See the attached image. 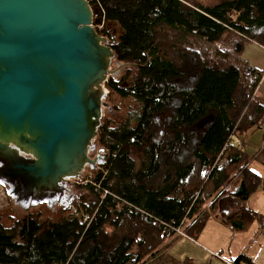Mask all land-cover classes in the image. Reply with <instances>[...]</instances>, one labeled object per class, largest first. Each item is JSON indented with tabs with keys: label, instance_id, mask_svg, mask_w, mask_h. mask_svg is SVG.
Listing matches in <instances>:
<instances>
[{
	"label": "trees",
	"instance_id": "obj_1",
	"mask_svg": "<svg viewBox=\"0 0 264 264\" xmlns=\"http://www.w3.org/2000/svg\"><path fill=\"white\" fill-rule=\"evenodd\" d=\"M96 1V31L114 53L104 86L133 98L139 113L100 125L95 139L107 154L92 182L76 187L73 212L0 219V264H157L197 207L264 192L247 155L233 161L226 148L235 139L243 147L264 122L255 99L263 71L242 58L246 43L264 49V0ZM257 159L264 166V143ZM209 206L195 234H181L197 237Z\"/></svg>",
	"mask_w": 264,
	"mask_h": 264
},
{
	"label": "water",
	"instance_id": "obj_2",
	"mask_svg": "<svg viewBox=\"0 0 264 264\" xmlns=\"http://www.w3.org/2000/svg\"><path fill=\"white\" fill-rule=\"evenodd\" d=\"M96 14L86 0H0V173L18 177L8 193L22 205L101 162L88 153L114 53Z\"/></svg>",
	"mask_w": 264,
	"mask_h": 264
},
{
	"label": "rangeland",
	"instance_id": "obj_3",
	"mask_svg": "<svg viewBox=\"0 0 264 264\" xmlns=\"http://www.w3.org/2000/svg\"><path fill=\"white\" fill-rule=\"evenodd\" d=\"M217 1L218 0H204L207 5L216 4ZM102 28L99 30H102ZM261 53H263V51L257 45L246 43L242 50V58L249 59L251 64H257ZM112 64L113 63L111 62L110 70L114 69ZM259 69H264V67L262 66ZM103 88H105V86H103ZM105 91L104 102L107 104V107L102 111V117L100 120L101 125L108 120L111 122L110 126L116 128L118 124L124 122L126 119H132L135 114L139 113V104L133 98L119 97L115 93L109 92L106 88ZM132 121L130 124L133 125ZM232 144V141L227 144L226 148L228 151L234 149ZM92 145L95 149L101 150L96 139H94ZM260 146L261 142L257 140V136L251 137L248 146L250 155H256L252 149L257 150ZM102 154H107V151H102ZM92 156H95V153H93ZM98 166L99 165L96 164V167H86L78 179L70 180V185H68L69 193L66 195V199L60 203L56 202L48 204V202H46L22 205L16 202L15 197H7V189L0 182V219L2 224L4 226H9L13 221H20L26 216H37L41 221L56 220L70 211L73 212L77 205L76 187L86 184L87 180H91L92 182L94 175L98 172ZM249 168L259 175H262L264 170L260 161L256 162V158L250 160ZM255 192L256 193L254 194H264L261 188H258ZM212 220L213 219L207 221L206 226L197 238L186 237L183 235L184 237L177 236L172 239L170 245L165 249V253L162 252L159 259H157V264H207L205 258H203V251H205V249L202 247H206V250H215V247H224L227 240L226 232H228L222 225H217L216 222ZM198 250L201 251L200 255L198 254ZM220 255L223 258L227 257L226 255ZM210 260H213L212 264L222 263V261L216 257H212Z\"/></svg>",
	"mask_w": 264,
	"mask_h": 264
},
{
	"label": "crops",
	"instance_id": "obj_4",
	"mask_svg": "<svg viewBox=\"0 0 264 264\" xmlns=\"http://www.w3.org/2000/svg\"><path fill=\"white\" fill-rule=\"evenodd\" d=\"M259 48L263 53L260 54L257 64H251L249 59H245L250 65L257 69L262 66L264 67V49L261 47ZM259 70L263 71V77L256 89L255 99L259 104L264 105V69ZM253 136H257V140L261 142L259 149H252L256 154L254 156L250 155L248 150L249 139ZM263 143L264 122L262 123L261 129L255 130L245 136V144L243 147L238 144L236 139L233 141L235 148L229 151V158L236 161L238 157L240 158L241 153H243V155L246 154L249 159L247 164L249 167V162L252 158H256V162H259L257 155ZM263 175L264 170L262 175L259 176ZM228 189H232V185H230ZM254 193L256 192L249 194L245 200H242L237 194L234 195L232 193L218 194L212 199V201H215V207L213 213L205 221L204 227L208 220L213 219L212 221H215L217 225H222L228 232H226L227 240L224 247H215V250H206V247H202L205 249V251H203V258H205L207 264H212L213 260L210 259L216 256L220 257L216 258L222 261L221 264H264V196H262L264 194ZM179 198L178 196L177 199ZM211 202L204 203L197 207L192 213L191 218L187 219L180 229L178 228L176 230H178L179 233L193 232L196 225V217H198L204 209L210 210L209 205ZM204 227L199 231V234ZM180 237L184 236L180 235ZM193 237H195V235H193ZM198 254L200 255L201 251L198 250ZM220 254L226 255L227 257L223 258ZM241 257H244L245 260H241Z\"/></svg>",
	"mask_w": 264,
	"mask_h": 264
},
{
	"label": "flooded vegetation",
	"instance_id": "obj_5",
	"mask_svg": "<svg viewBox=\"0 0 264 264\" xmlns=\"http://www.w3.org/2000/svg\"><path fill=\"white\" fill-rule=\"evenodd\" d=\"M104 98L105 96L103 97L102 99V103H104L105 107H107V104L104 102ZM102 109V111H103ZM1 151V150H0ZM92 152V153H91ZM93 153H95V156H92ZM92 154V155H91ZM88 156L93 160L96 156H100L99 160L98 161H102L104 159V155L102 154V150H99V149H95L93 148L89 153H88ZM3 158L0 157V169L3 167ZM96 164H94L93 166H95ZM92 166V167H93ZM0 181L1 183L6 187L7 191L8 190H15L17 188V181H18V177H14L12 179L10 178H6V177H3V175L0 173ZM68 185H70V181H64L62 183V188H63V192L60 193L59 195H55L53 198H51L49 201H48V204H52V203H56V202H62L63 200L66 199V195H68ZM41 203V202H40ZM42 203H46V202H42Z\"/></svg>",
	"mask_w": 264,
	"mask_h": 264
},
{
	"label": "built area",
	"instance_id": "obj_6",
	"mask_svg": "<svg viewBox=\"0 0 264 264\" xmlns=\"http://www.w3.org/2000/svg\"><path fill=\"white\" fill-rule=\"evenodd\" d=\"M92 7H94L96 10H97V14L95 15V16H93V20H95V19H97V18H101V21H100V24H98V25H92L94 28H95V30H99V29H101L102 27H103V23H104V21H103V16H102V8H101V6H100V4L98 3V1H96V0H86ZM90 2H92V4L90 3ZM103 86H104V84H103ZM104 90H105V88H104ZM221 162L220 161H217L216 162V164H218V166H219V164H220ZM91 181V180H90ZM89 180H87L86 181V183H89L90 182ZM105 194H107V192L105 191L104 192ZM85 219H87V218H85ZM84 219V220H85ZM177 232H178V230H177ZM179 233V232H178ZM180 235H182L183 236V234H181V233H179ZM216 257H219V256H216ZM220 258V257H219Z\"/></svg>",
	"mask_w": 264,
	"mask_h": 264
}]
</instances>
